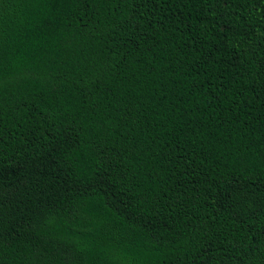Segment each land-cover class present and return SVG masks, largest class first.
<instances>
[{
    "label": "trees",
    "instance_id": "obj_1",
    "mask_svg": "<svg viewBox=\"0 0 264 264\" xmlns=\"http://www.w3.org/2000/svg\"><path fill=\"white\" fill-rule=\"evenodd\" d=\"M0 264H264V0H0Z\"/></svg>",
    "mask_w": 264,
    "mask_h": 264
}]
</instances>
